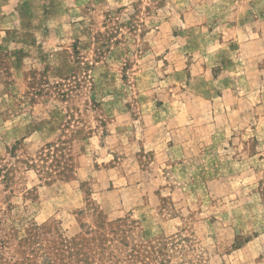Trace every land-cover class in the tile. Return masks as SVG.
<instances>
[{
    "label": "rangeland",
    "instance_id": "obj_1",
    "mask_svg": "<svg viewBox=\"0 0 264 264\" xmlns=\"http://www.w3.org/2000/svg\"><path fill=\"white\" fill-rule=\"evenodd\" d=\"M0 264H264V0H0Z\"/></svg>",
    "mask_w": 264,
    "mask_h": 264
}]
</instances>
